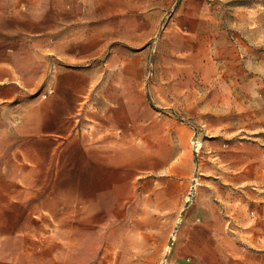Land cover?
I'll use <instances>...</instances> for the list:
<instances>
[{
	"label": "rangeland",
	"instance_id": "rangeland-1",
	"mask_svg": "<svg viewBox=\"0 0 264 264\" xmlns=\"http://www.w3.org/2000/svg\"><path fill=\"white\" fill-rule=\"evenodd\" d=\"M110 8L38 69L80 93L64 143L2 150L0 264H264V0ZM53 91L44 80L38 96ZM79 136L161 165L76 197Z\"/></svg>",
	"mask_w": 264,
	"mask_h": 264
},
{
	"label": "crops",
	"instance_id": "crops-1",
	"mask_svg": "<svg viewBox=\"0 0 264 264\" xmlns=\"http://www.w3.org/2000/svg\"><path fill=\"white\" fill-rule=\"evenodd\" d=\"M122 2L0 0V159L2 150L22 137L32 142L41 133L51 135L53 144L64 143L80 93L72 94L71 99L68 78H43L38 69L50 65L52 69L55 58L64 61L70 51L71 29L76 31L75 37L81 36L83 22L111 17L116 9L110 6ZM44 80L46 86H60L61 92L53 91L42 100L38 91ZM77 140L72 148L77 150L79 171L70 179L76 197L86 191L93 197L104 195L114 185L112 177H119L123 170L149 171L161 165L151 162L149 153L137 144L108 140L100 143L98 151L86 138ZM36 162L37 158L31 157V163Z\"/></svg>",
	"mask_w": 264,
	"mask_h": 264
},
{
	"label": "bare ground",
	"instance_id": "bare-ground-1",
	"mask_svg": "<svg viewBox=\"0 0 264 264\" xmlns=\"http://www.w3.org/2000/svg\"><path fill=\"white\" fill-rule=\"evenodd\" d=\"M174 237H175V235L173 234L172 237H171V240H172V241L174 240Z\"/></svg>",
	"mask_w": 264,
	"mask_h": 264
}]
</instances>
